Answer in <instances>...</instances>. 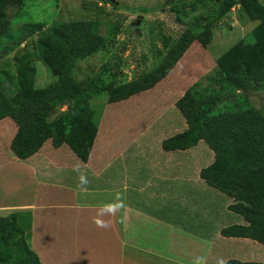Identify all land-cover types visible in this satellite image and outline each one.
<instances>
[{
	"label": "crops",
	"instance_id": "obj_1",
	"mask_svg": "<svg viewBox=\"0 0 264 264\" xmlns=\"http://www.w3.org/2000/svg\"><path fill=\"white\" fill-rule=\"evenodd\" d=\"M182 125L181 132L185 118ZM123 128L118 138L95 142L88 162L51 140L20 159L10 148L12 138L3 143L0 135V189L8 194L0 197V214L28 220V244L41 264H197L198 258L204 264L264 263L263 243L221 234L248 222L229 209L232 198L201 178L215 159L204 140L165 151L167 137L159 143L163 154L155 155ZM81 174L88 181L85 191ZM117 194L126 217L105 215L111 226L97 227L98 211L116 202Z\"/></svg>",
	"mask_w": 264,
	"mask_h": 264
},
{
	"label": "trees",
	"instance_id": "obj_2",
	"mask_svg": "<svg viewBox=\"0 0 264 264\" xmlns=\"http://www.w3.org/2000/svg\"><path fill=\"white\" fill-rule=\"evenodd\" d=\"M25 1L0 0V60L40 32L33 51H26L18 58L10 91L3 86L8 77L0 76V121L11 118L17 125L10 148L20 159L32 156L51 140L54 147L67 144L83 162H88L100 126L92 106L94 97L106 92L112 103L153 88L197 39L185 35L180 41L182 44L185 39L181 49L177 47L160 66L134 81L99 87L77 82L73 77L78 60L106 46L104 37L98 34V24L70 22L45 30L26 25L20 38H14L10 33L9 9L21 7ZM247 1V9L259 21L258 25L247 40L218 59L215 78L220 83L218 89L212 87L211 95L206 97L198 94L197 87H192L177 100L176 107L185 118L187 129L163 140L162 148L186 150L204 140L215 159L201 170V178L232 198L229 209L248 222L223 228L221 234L264 244V116L254 108L223 111L220 107L232 91L248 89L251 84L264 85V6L259 0ZM231 5L232 0L222 6L221 15ZM199 40L206 46L204 40ZM36 57L57 77L44 88L36 87ZM63 106H67L66 112L52 118ZM28 230L29 227L15 219L0 217V264H41L26 240ZM226 264L264 263L230 259Z\"/></svg>",
	"mask_w": 264,
	"mask_h": 264
},
{
	"label": "rangeland",
	"instance_id": "obj_3",
	"mask_svg": "<svg viewBox=\"0 0 264 264\" xmlns=\"http://www.w3.org/2000/svg\"><path fill=\"white\" fill-rule=\"evenodd\" d=\"M26 0L21 7L9 9L10 33L20 38L26 25L45 30L70 22H94L106 46L78 60L73 71L77 82L94 83L99 87L113 83L124 84L156 69L169 53L185 45L184 36L193 40L173 69L153 88L127 99L109 102L108 93L95 96L92 106L100 120L96 145L106 139L118 138L121 130L163 154L161 140L183 130V115L176 107L185 92L197 87L198 94L210 96L212 87L218 89L217 61L233 46L245 41L259 21L247 9V0H232L231 8L221 15L222 6L230 0ZM264 6V0H259ZM40 32L28 37L15 51L0 60V76L6 75L3 86L12 89L11 77L16 73L18 58L33 51ZM201 38L206 42L203 46ZM36 87L44 88L57 77L39 58H35ZM228 91L230 88H226ZM228 92H226L227 95ZM11 94V93H10ZM223 111L257 109L264 116V85L251 84L248 89L234 90L220 104ZM67 106L60 107L52 117L62 115ZM136 125V127H134ZM6 131V135L2 131ZM17 125L11 118L0 122L3 143L13 139ZM134 137L128 142L135 141ZM1 140V137H0ZM2 141V140H1ZM8 148V144H5ZM98 147V146H97ZM164 150V149H163ZM153 155V154H149ZM0 197L7 195L0 189ZM15 219L26 228L28 220L17 214H0ZM28 241V237H26Z\"/></svg>",
	"mask_w": 264,
	"mask_h": 264
},
{
	"label": "clouds",
	"instance_id": "obj_4",
	"mask_svg": "<svg viewBox=\"0 0 264 264\" xmlns=\"http://www.w3.org/2000/svg\"><path fill=\"white\" fill-rule=\"evenodd\" d=\"M74 171L79 172V169L76 168L74 169ZM87 183L88 181L81 174V184H80L81 191L86 190ZM117 213L120 214V219L121 221H123V219L126 217V206L124 205L120 194H117L116 202L106 205L104 208L98 211L97 216L94 218L93 222L97 225V227L107 229L111 226V224L109 221L103 220L102 217L105 215L116 216ZM197 264H204L203 258H198ZM219 264H224V261L223 260L219 261Z\"/></svg>",
	"mask_w": 264,
	"mask_h": 264
},
{
	"label": "water",
	"instance_id": "obj_5",
	"mask_svg": "<svg viewBox=\"0 0 264 264\" xmlns=\"http://www.w3.org/2000/svg\"><path fill=\"white\" fill-rule=\"evenodd\" d=\"M109 1H111L112 3H115V4H117V2H116L115 0H109Z\"/></svg>",
	"mask_w": 264,
	"mask_h": 264
}]
</instances>
